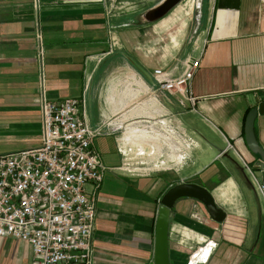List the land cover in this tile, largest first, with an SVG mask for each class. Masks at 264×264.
I'll return each mask as SVG.
<instances>
[{
  "label": "crops",
  "instance_id": "0c3cea01",
  "mask_svg": "<svg viewBox=\"0 0 264 264\" xmlns=\"http://www.w3.org/2000/svg\"><path fill=\"white\" fill-rule=\"evenodd\" d=\"M161 1L0 0V156L41 146L44 96L85 95L90 125L108 130L95 137L103 181L85 188L96 198L93 264H154L160 200L180 182L209 191L225 216L217 223L196 199L179 198L169 210L170 264H264L258 185L230 161L250 169L259 161L243 119L264 101V0H183L159 21L144 20ZM193 59L186 98L160 90L155 71L176 79ZM191 115L212 121L217 141ZM254 135L264 149V115ZM243 187L256 195L254 224ZM32 256L24 241L0 237V264H32Z\"/></svg>",
  "mask_w": 264,
  "mask_h": 264
},
{
  "label": "built area",
  "instance_id": "2783aa9c",
  "mask_svg": "<svg viewBox=\"0 0 264 264\" xmlns=\"http://www.w3.org/2000/svg\"><path fill=\"white\" fill-rule=\"evenodd\" d=\"M37 38L42 59L40 33ZM198 66L193 59L176 79L155 71L160 90L186 98ZM86 104L85 95L59 102L44 96L41 146L0 156V237L30 245L32 264H93L96 198L85 188L93 184L98 189L103 181L106 169L95 137L108 130L90 125ZM255 181L262 193L263 182Z\"/></svg>",
  "mask_w": 264,
  "mask_h": 264
},
{
  "label": "water",
  "instance_id": "95a60500",
  "mask_svg": "<svg viewBox=\"0 0 264 264\" xmlns=\"http://www.w3.org/2000/svg\"><path fill=\"white\" fill-rule=\"evenodd\" d=\"M183 0H162L158 6L148 10L143 19L148 22L159 21L161 18L168 15ZM257 115H264V101L253 107L245 117L243 135L247 149L258 155L259 161L255 163L251 169L253 176L262 182L264 178V149L260 147L257 142L256 135H254V123ZM233 165L239 169L242 178L251 186V181L245 172V168H241L235 161L230 160ZM250 176V175H249ZM252 178V177H251ZM190 198L199 201L208 213L210 218L221 223L224 220V212L220 210L215 204L213 196L205 188L196 183L180 182L168 188L160 200L158 215L155 221V250H154V264H170L168 258V223L170 216V209L179 198Z\"/></svg>",
  "mask_w": 264,
  "mask_h": 264
},
{
  "label": "rangeland",
  "instance_id": "374dc122",
  "mask_svg": "<svg viewBox=\"0 0 264 264\" xmlns=\"http://www.w3.org/2000/svg\"><path fill=\"white\" fill-rule=\"evenodd\" d=\"M137 5H140L142 8H145L147 5H146V1L145 3H138ZM134 70L133 68L129 67V70L127 71H132ZM190 117H194L193 115H191ZM186 115L182 116V119H186ZM193 120V122L195 121V126L197 127V129L199 130V132L201 133L202 136H204V138L206 140H209V141H217V138L212 134L211 130H214V124L212 121L206 119V120H203L201 117H198V116H195ZM209 155H205V156H202V162H205V161H208V159L210 157H208ZM221 162H226V159L224 157H222L220 159ZM197 168V166H195ZM195 167L193 168H185L183 169L182 171L178 172V175H177V178H181V177H187L191 174H193V172L195 171ZM172 178H174V176H171ZM255 186V189H256V194H257V197L259 199V202H260V206L262 209H264V198H263V194H261L257 188H256V184H254ZM243 193L246 195L245 198H246V203H247V208L249 209L250 213H249V222H254L256 221V217H257V209H256V195L253 194L252 191H248L245 187H243ZM253 195V196H251Z\"/></svg>",
  "mask_w": 264,
  "mask_h": 264
},
{
  "label": "trees",
  "instance_id": "16d2710c",
  "mask_svg": "<svg viewBox=\"0 0 264 264\" xmlns=\"http://www.w3.org/2000/svg\"><path fill=\"white\" fill-rule=\"evenodd\" d=\"M250 111V109L246 112V114H245V116H244V119H245V117H246V115H247V113ZM243 119V120H244ZM244 122H245V120H244ZM257 157H258V155H256Z\"/></svg>",
  "mask_w": 264,
  "mask_h": 264
}]
</instances>
